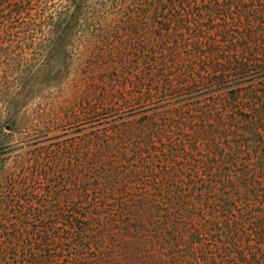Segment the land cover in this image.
Returning a JSON list of instances; mask_svg holds the SVG:
<instances>
[{
    "label": "rangeland",
    "instance_id": "374dc122",
    "mask_svg": "<svg viewBox=\"0 0 264 264\" xmlns=\"http://www.w3.org/2000/svg\"><path fill=\"white\" fill-rule=\"evenodd\" d=\"M146 1L147 7L144 0H0V264L40 257V248L78 213L100 232L93 221L99 206L106 214L109 264H129L121 250L114 254L113 215L140 208L134 220L146 229L145 253L133 264H166L172 242L183 237L180 249L197 254L200 264H227L211 229L231 218L230 225L243 226L241 218L260 206L250 182L237 174L253 161L233 143L242 120L223 105L264 71L209 77L150 97V87L153 92L159 83L180 81L191 63H199L201 42L220 24L213 9L234 10V0H197L198 8L211 10L201 32L189 29L186 0ZM242 1L243 7L260 4ZM211 53L206 44L202 55ZM203 63L197 69L205 73ZM183 166L199 183L230 182L206 195L215 199L212 209L195 196L187 200L193 208L183 221L172 214L179 223L173 229L161 191L186 189L175 177ZM114 219L122 226L123 217ZM251 224L256 220L241 232L254 231ZM191 228L200 234L192 236ZM67 243L52 247L53 256L60 253L58 264H77L81 252H95L93 242L80 254Z\"/></svg>",
    "mask_w": 264,
    "mask_h": 264
},
{
    "label": "trees",
    "instance_id": "16d2710c",
    "mask_svg": "<svg viewBox=\"0 0 264 264\" xmlns=\"http://www.w3.org/2000/svg\"><path fill=\"white\" fill-rule=\"evenodd\" d=\"M236 0L229 2L232 5H236V8L232 10L228 9H213L214 14H218V19L220 20V24L212 28L211 30L214 33L216 30V35L213 37L211 35L204 37V40L200 44V48L198 49L200 53L198 61L199 63H191L187 70H185L184 75L180 81H164L165 87L160 86L159 84L155 86V89L152 92V87L150 97L153 95L156 97L160 93L167 92L169 90H175L176 88H184L195 86L198 83L205 81L207 78H215L220 79L229 74H241L243 72L252 70L253 71H264V0H254L256 3L262 4H253L248 5V7H243V1L239 0L241 3H234ZM145 6H148V1L144 0ZM254 2V3H255ZM185 11L189 14V29L195 32H201L204 26V23L207 22L206 13H209V10H203V8H198L200 6L197 3V0H186L184 3ZM219 6L218 3H215L214 6ZM195 6H197V10H195ZM259 6V7H257ZM235 6H232V8ZM209 8V7H208ZM138 7V11H139ZM217 11V12H216ZM136 12V11H135ZM213 20L212 16L209 19V22ZM211 33V32H210ZM207 40H206V39ZM205 42V43H203ZM206 44H208V48L210 49L211 56L202 55V49H205ZM204 52V51H203ZM206 53V52H205ZM213 56V57H212ZM204 62V63H203ZM200 63H203L206 68L205 73L201 71L199 68ZM195 64H198L196 66ZM211 68V69H210ZM207 77H206V75ZM182 88V89H183ZM149 89V90H150ZM230 98L225 100L224 110L227 112H231L242 120V125L238 126L241 128V132L237 134H233V143L236 144V148L239 150H246V154H249V159L251 161V165L246 168L243 167V171L239 170L237 174L241 172V180L250 187V190H253L256 194V202L260 204L257 209L250 210L249 216L246 218H241L244 221L243 226L240 224L237 227V222L235 226L233 224L230 225L229 221L233 219H229L225 225H222L218 221L216 223L215 230L211 229V231H216L217 235H219L220 242L222 245V254H225L226 257L221 256L222 260H224L227 264H264V76L259 79V81L252 82L248 85V89H246L245 93L242 91H235L233 94H230ZM245 97V98H241ZM244 112L250 115H243ZM240 124V123H239ZM230 150L232 151L235 147L229 145ZM216 151V149H213ZM235 151V150H234ZM229 156V155H228ZM167 158L169 156H166ZM189 168L182 167L179 170L175 177L182 182L181 184L186 185V189L183 192H178L174 186L168 187L167 191H161V193H166L167 199L165 205L168 207L167 210H164L169 216V219H173V215L175 219L179 218L177 216H181L183 221V217L186 212L191 210L190 202L187 200L194 199V196L197 197V200L203 202L205 201L207 204V208L212 209L211 206L214 205L215 199L211 197L207 198L209 195L211 196L212 192L216 190L217 184L224 183V188H226L227 182L230 181H202L199 183L198 177L191 174L192 170L189 172ZM250 171L253 172V176L249 178L251 175ZM258 173V175H257ZM188 178L190 181L186 182L185 179ZM229 180V179H228ZM250 180V181H249ZM186 182V183H184ZM197 185H200L197 188ZM232 188V187H231ZM162 193V194H163ZM205 196V199H204ZM98 197V196H96ZM210 201V205H208ZM99 199H94L93 203L95 204L94 208H97ZM222 201L220 200V203ZM144 208H146V203H142ZM228 208V206H226ZM101 206L98 207L96 213H94L98 218H94L97 222L100 223V232L94 231L93 224L85 225L83 220H86L87 215L83 213H78L74 218L70 219L68 225H66L63 233L60 235H55L54 239L50 238V242H46L40 251L42 255L39 257L38 255L27 256L26 260L23 259V264H58L59 260V251L53 256L52 247H57V240L59 243L61 241L68 242L67 244L76 246L77 250L73 254H80L79 249L89 253L90 243L93 242L95 244V252L86 257L84 252H81L82 257L76 258L77 264H109V259L105 254L104 243H105V217L106 214L101 210ZM143 209V207H142ZM171 209V210H170ZM217 210V209H214ZM172 211V212H171ZM141 212V208L139 211H135L134 209H130L129 214H124V209L118 211L115 215H113V229L117 230L112 235L114 246V254L116 255L119 250L129 259V264L132 263V259L137 262L140 259H144V248H143V240L146 239V229L143 226L137 225V221L134 220L138 213ZM192 212V211H190ZM228 213V212H227ZM252 213V214H251ZM254 216V217H252ZM122 218L123 222L122 226L120 222L114 218ZM81 219V220H80ZM173 219L172 228H179L177 221ZM204 220V221H202ZM202 224H206L205 218L202 219ZM253 225L254 231L250 230L245 233L241 232L244 225L248 223H254ZM50 225L47 223L45 225V232L49 231ZM177 226V227H176ZM253 227L251 229H253ZM118 228V229H117ZM206 226L204 225L202 228V232H205ZM186 229V227H185ZM246 229V228H244ZM192 236L195 234H200L198 230L192 229ZM209 229H207L206 234L211 233ZM104 232V234L102 233ZM176 233V232H175ZM157 234V232H156ZM159 234V233H158ZM47 241L49 239L48 234L46 232ZM123 237L130 238L129 240H123ZM156 238H160L159 235ZM182 239L175 238V242H172L171 254L167 257L166 264H200L198 260L197 254L191 253V251L181 250L182 247L181 241ZM51 243V244H50ZM122 244V246H120ZM191 245L194 246L193 242H190ZM65 245V244H61ZM57 249V248H56ZM62 249V248H59ZM65 250L62 249L61 252ZM120 253V254H121ZM219 253V251H218ZM114 261L112 264H115Z\"/></svg>",
    "mask_w": 264,
    "mask_h": 264
}]
</instances>
